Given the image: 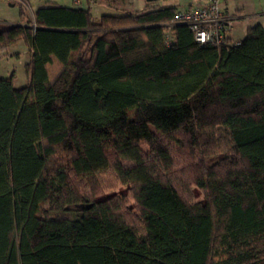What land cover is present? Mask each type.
I'll list each match as a JSON object with an SVG mask.
<instances>
[{
  "label": "trees",
  "instance_id": "16d2710c",
  "mask_svg": "<svg viewBox=\"0 0 264 264\" xmlns=\"http://www.w3.org/2000/svg\"><path fill=\"white\" fill-rule=\"evenodd\" d=\"M173 1L47 3L0 32V58L31 54L25 85L0 77V264H264V28L201 45Z\"/></svg>",
  "mask_w": 264,
  "mask_h": 264
},
{
  "label": "rangeland",
  "instance_id": "374dc122",
  "mask_svg": "<svg viewBox=\"0 0 264 264\" xmlns=\"http://www.w3.org/2000/svg\"><path fill=\"white\" fill-rule=\"evenodd\" d=\"M128 1L129 0H121V3L118 2L119 10L124 8L123 12H120L121 14L141 11L148 2L147 0H140V9L137 11H130ZM197 2L198 0H174L173 4L176 6H186L189 3ZM222 5L225 13L231 20L229 37L232 43L243 39L247 34V30L256 24H260L264 28V0H224ZM19 8L18 4L9 6V0H0V19H6L8 22L15 23L20 19ZM166 35L168 37L172 36L171 28H167ZM2 53H5V56L0 58V77L6 78L13 74L15 79L14 86L22 87L27 82L25 66L27 63H30L31 60V54L28 51L27 45L24 41L19 39L15 43L9 45ZM215 136H218V134L216 133ZM220 142L221 146H224L222 137ZM140 146L142 150L148 151V147L144 142L141 141ZM223 152L224 150L221 147H216L209 151L204 149L203 155H200L201 157L199 158H203L205 164L208 165L214 163L213 161L216 159L223 158ZM172 155L173 159L171 165H173L172 172H174L175 177L181 181L189 180V178L192 177L190 175L191 171L185 169V164H188L190 161L189 156L184 154L177 155L174 152H172ZM99 181V191L102 194H109L113 190L125 192L127 189L125 186L118 185L108 172L99 175ZM191 188L195 200L202 201V192L194 186ZM124 204V207L133 210L134 202L130 195H125ZM43 209L44 207L42 210Z\"/></svg>",
  "mask_w": 264,
  "mask_h": 264
},
{
  "label": "built area",
  "instance_id": "2783aa9c",
  "mask_svg": "<svg viewBox=\"0 0 264 264\" xmlns=\"http://www.w3.org/2000/svg\"><path fill=\"white\" fill-rule=\"evenodd\" d=\"M223 1L198 0L193 5L179 6L173 22L187 25L198 44L224 45L230 34L231 20L224 11Z\"/></svg>",
  "mask_w": 264,
  "mask_h": 264
},
{
  "label": "crops",
  "instance_id": "0c3cea01",
  "mask_svg": "<svg viewBox=\"0 0 264 264\" xmlns=\"http://www.w3.org/2000/svg\"><path fill=\"white\" fill-rule=\"evenodd\" d=\"M118 2L121 0H113V2L107 3L105 0H9V6H18L22 9L23 15L20 14L19 8V20L15 23L8 22L6 19H0V32L11 28L14 25L20 26H32L35 10L44 4L54 3L61 6L73 7V8H90V12L95 17H99L102 14H121L123 9L119 10ZM130 11H137L140 9V0L128 1ZM31 22V23H28ZM13 78V84H14Z\"/></svg>",
  "mask_w": 264,
  "mask_h": 264
},
{
  "label": "water",
  "instance_id": "95a60500",
  "mask_svg": "<svg viewBox=\"0 0 264 264\" xmlns=\"http://www.w3.org/2000/svg\"><path fill=\"white\" fill-rule=\"evenodd\" d=\"M147 1H151V0H147Z\"/></svg>",
  "mask_w": 264,
  "mask_h": 264
}]
</instances>
